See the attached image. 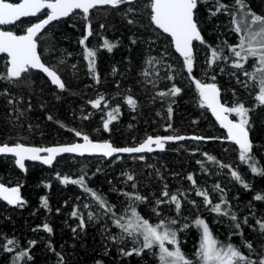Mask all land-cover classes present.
<instances>
[{
	"label": "trees",
	"instance_id": "1",
	"mask_svg": "<svg viewBox=\"0 0 264 264\" xmlns=\"http://www.w3.org/2000/svg\"><path fill=\"white\" fill-rule=\"evenodd\" d=\"M219 2L226 6L219 12L216 11L217 0H198L194 10L205 54L200 55V42L196 41L193 44L191 73L184 67L183 57L173 50L169 38L151 24L150 8L145 4L147 0L93 9L89 12L88 21L84 19V14L75 12L51 25L35 39L43 63L53 60L59 54L57 49L67 45L68 66L77 56L81 67L73 75L68 73V81L63 80L64 89L51 86L40 73L32 70L11 82L0 78V143L3 141L12 145L15 142L12 138L19 135L23 136L21 141L29 145L73 143L77 142L75 131L81 126L88 128L92 123L98 124L105 132L101 134L103 137L93 138L107 141L114 147H133L140 144L142 138L151 136L201 137L198 142L166 144L160 153L111 159H153L144 169H131V172L137 177L139 192L152 200L153 212L158 216L165 215L166 220L181 222V226L177 225L173 231L180 236L183 234L179 249L187 260L196 261V250L200 246L201 234L191 223L192 218L197 217L208 225L220 248L232 245L252 264H258L264 258V233L257 223L264 222V200L257 201L255 196H264V174L253 173L249 165L254 161L264 172V105L249 111L247 128L253 146L250 152L252 160L241 162L239 148L228 139L207 107L200 106L194 81L215 84L219 96L220 91L230 87L223 72L213 67V63L236 57L231 49L237 51L240 35L235 31L234 24L226 20L220 22L219 19L235 16L237 21H241L245 12L264 17V0H244L245 9H239L235 0ZM213 12L216 14L213 15ZM44 15V12L40 13L37 19ZM26 23L27 20H22L10 30L20 33V27ZM89 30L91 35L87 36L82 46L80 40ZM103 39L116 45L111 52L103 46ZM100 40L103 41L101 45ZM85 46L96 52L93 71L89 70V61L84 58ZM213 50L219 54V59L213 60ZM65 60V57L61 59L64 63ZM155 62H171L176 68L170 70L162 65L164 68L159 69L154 67ZM4 66L6 59L0 57V77L6 75ZM144 69H147V74ZM173 87L180 89L178 94H170ZM98 93L103 99L99 107L93 108L92 102L101 98L96 97ZM128 98L135 100L134 108L126 103ZM78 109L82 110L80 117L76 115ZM89 109L103 110L102 119L95 116L93 120L89 119L86 114ZM10 111L17 117L15 123L23 127L22 130L6 122ZM109 112L115 119L105 130L104 123L109 119ZM39 131L41 137H38ZM96 159L105 163L111 160L64 156L58 157L50 168L26 163L25 171L20 172L11 159L0 158V176L9 172L18 175L16 182L20 185V196L24 202L15 208L0 202V264H153L147 253L124 255L127 248L121 244H114L105 251L97 240L98 231L92 223L80 230L83 209L81 205L75 207L79 194L99 205L91 195L96 193L115 213L112 215L114 220L121 210L117 195L120 185L115 178L119 169L111 167L104 171L92 167L78 175L80 162L93 164ZM52 171L54 173L51 174ZM232 171L237 172L240 181L232 177ZM190 175L191 181L188 179ZM64 177L71 180L83 177L84 187L61 183ZM85 188L90 191H85ZM176 189L185 192L186 197L194 198L196 206L193 210L185 209L180 196L182 193L173 194ZM197 191L207 193L211 204L206 205L203 196L196 195ZM164 192L168 196L163 195ZM172 195L177 196L179 210L175 203L170 202ZM44 201L47 207L43 206ZM216 204H220L222 213L226 214L212 211ZM74 210L76 216L72 215ZM138 211L144 215L143 206H139ZM175 213L178 217H174ZM214 215L222 217L215 219ZM233 215L235 221L231 219ZM126 217L124 215L120 221L122 224L126 222ZM45 224L52 229L51 232L44 230ZM165 226L172 229L168 224ZM9 239L15 244L9 246L11 251H5L4 245ZM21 252L27 255L16 260ZM192 253L196 256L192 257Z\"/></svg>",
	"mask_w": 264,
	"mask_h": 264
},
{
	"label": "snow or ice",
	"instance_id": "2",
	"mask_svg": "<svg viewBox=\"0 0 264 264\" xmlns=\"http://www.w3.org/2000/svg\"><path fill=\"white\" fill-rule=\"evenodd\" d=\"M133 0H20L19 3H8L5 0H0V25L11 24L15 21L20 20L22 17L36 16L41 10L47 9L46 18L27 28L26 35H14L10 31H0V53H6L9 57L8 67L6 75L0 78L6 79L9 82L14 80H19L23 73H27L30 69H38L45 73L51 80V82L60 89H64V84L62 83L60 77L57 73L50 68L46 67L42 62L40 56L37 55V43L35 37L37 34L51 21L60 19L62 17H67L75 10H80L84 14V19L88 18L91 9L96 8L100 5H110L112 7H117L122 3L131 4ZM198 0H150L148 7L150 8V22L155 28L161 30L163 33L171 37L172 44L175 47V51L183 57L184 67L189 73L192 71L193 67V41H199L204 43L201 33L198 30L197 23L194 19V10L197 9ZM217 9L219 12L225 9V5L217 0ZM235 5L239 9H245L247 5L244 0H235ZM213 15L216 13L213 12ZM248 21H241L245 25L243 35H240L239 45L240 51H236L234 48L231 49L238 60H246L248 57H255L258 59L260 68L258 71L261 73V88L259 95L255 96L256 101L260 105H264V17L256 15L251 12L243 13ZM233 24H237L236 17L233 16ZM129 23H132L129 20ZM103 27V26H102ZM235 31L239 34L241 28L237 26ZM88 35H91L90 30ZM87 35L80 40L82 46L85 45V40ZM109 52L116 46L109 41L105 40L103 45ZM242 53L244 55L242 56ZM96 52L84 47V58L89 61V70H94ZM213 60L219 59V54L213 50L212 52ZM151 63V61H149ZM211 63V62H210ZM236 68H242L243 65L239 62L232 65ZM147 74V73H146ZM251 75V74H248ZM171 78V77H169ZM196 89L200 97V106L207 107L212 111L216 120L220 123V126L227 130V137L230 141L236 144L239 148V159L241 162L248 163L252 160L250 152L252 150V144L249 140V131L247 125L249 124L248 112L243 104H239L233 107H225L219 102L218 96L219 91L215 84H203L198 81H194ZM180 89L173 87L170 90L171 95L178 94ZM163 96L166 93H159ZM103 97L92 102V107L97 108L100 106ZM11 102V101H10ZM126 103L130 107H135V100L128 98ZM113 111H118L114 109ZM228 114L235 115L238 119L236 122L229 119ZM109 119L104 123L105 130L108 129L109 123L115 119L112 112L108 113ZM51 119V117H49ZM79 136L80 133H77ZM185 137H148L143 143L137 147H124L117 148L110 143H93L89 140L87 136H83V144H74L68 147H56V148H36V147H25L20 143H17L13 147L8 145L0 146V154H11L15 157V164L24 169L25 160H39L45 165H51L55 156L60 153H96L101 154L105 157H111L115 153H142L153 151L152 145L156 148L163 149L164 141L168 140H183ZM191 139L199 140L201 137H191ZM46 152L48 155L46 157H41L40 153ZM209 160L213 159L208 157ZM251 171L256 174H264L256 166L253 161L250 165ZM221 167H225L221 165ZM232 177L240 181L241 177L237 172L232 171ZM132 176H128V180H132ZM191 181L192 176H188ZM61 183H72L79 184L84 187V180L81 177L79 180H71L64 177ZM246 188L248 185H244ZM217 187H219L217 185ZM85 191H90L85 188ZM91 195L97 200L100 207L106 212L109 211V206L101 197L97 196L96 193L92 192ZM163 195L168 196L167 192ZM196 195L203 196L205 204H211L208 198V194L205 192L197 191ZM135 200L140 201L142 198L140 196H135ZM255 199L257 201L264 200V196L256 195ZM0 200L6 201L9 205H22L24 202L21 200L19 188L18 187H4L0 185ZM171 203H175L177 210L180 208V203L177 196L172 195L170 198ZM157 203H160L159 201ZM43 206L47 207V202H43ZM87 207V205H86ZM155 211V209H154ZM212 211L218 214L222 213L220 204H216L212 207ZM76 216L77 213L74 210L72 213ZM131 217L126 223H121L120 221L124 217L116 219L115 224L121 229V232L127 236H131L136 240L138 237H142L143 244L140 249L134 250L137 255L140 254L143 249H151L154 245L159 247V260L160 264H192L191 261L187 260L182 254L179 248L174 251H169L165 247V242L168 244H176V232L175 231H158L160 228H164V224H159L155 227L151 226L147 220L141 219L137 216L135 209L131 212ZM88 218L93 219V214L90 212ZM232 220H236L235 215L231 216ZM169 223H176L175 220L169 221ZM196 226L203 230L202 242L200 245V250L196 253L201 264H252L251 261L247 260L244 255H242L237 249L232 245H228L226 248H218L217 241H215L210 232L208 225L202 219L196 220ZM259 224L260 231L264 233V222H257ZM44 230L51 232L52 229L45 224ZM80 227H84V222L81 220ZM239 227V225H237ZM75 232L76 229H73ZM14 240H7L4 245L5 251H11L10 245H14ZM251 248V245H247ZM124 255H132V252L123 253ZM26 252H21L16 260L21 257L26 256ZM258 264H264V258H261Z\"/></svg>",
	"mask_w": 264,
	"mask_h": 264
},
{
	"label": "rangeland",
	"instance_id": "3",
	"mask_svg": "<svg viewBox=\"0 0 264 264\" xmlns=\"http://www.w3.org/2000/svg\"><path fill=\"white\" fill-rule=\"evenodd\" d=\"M145 4H149V1H147V3H145ZM93 13H95V12H93ZM93 13H91L90 15H92ZM88 17H90V16H88ZM232 20H233V17H231V16L230 17L224 16V17H221L219 19L220 22L225 21V22L230 23V24H233ZM241 21H248V18L243 16ZM241 21H237V24L234 25V28H236L237 26H239L241 28V32L239 33V35L245 34L244 33L245 25L243 23H240ZM248 22H250V21H248ZM218 23H215V25H218ZM27 26H28V24L21 26L20 27L21 31H24V29ZM86 35L88 36V32L86 33ZM103 40L105 41L106 39H103ZM99 42H100L99 44L101 45V43L103 41L100 40ZM142 44H143V42H142ZM238 45H239V43H238ZM198 47H200V53H201L200 55L203 56L205 54V50L203 49L202 44L200 43ZM237 48H238L237 51H240V48L238 46H237ZM57 51L59 52V54L55 55L54 59L51 60L50 62L45 61V63L60 75L62 81L63 80L68 81V73L73 75L79 69V67H81V61H79L78 57L76 56V59L72 63H70V65L68 66V46L66 45L65 48L60 47V49H57ZM63 54H66V56ZM243 55H244V53H242V56ZM64 57L66 58L65 63L61 61V59ZM233 57L234 56H232L229 59L226 58L223 60H218L216 63H213V67H215V68L217 67L219 69V71L223 72L224 77L228 80V84H229L228 86H230L229 88H224L223 91H220L221 92L220 93L221 103L226 107H233V106H237L239 104H243L247 109H249V111H254L256 106L260 105L259 102L256 101V99H255V96L259 95L260 88L262 86L261 82H260L261 81V73L258 71V69L260 68V64L258 62V59L255 57H248L246 60H244V59L238 60L237 57H235V58H233ZM237 62L242 64L243 67L242 68H236V67L232 66L234 63H237ZM162 65H166V67L168 66L170 70H174L176 68V65L174 63H171V62H155L154 63V67L155 66L158 68L161 67V69L164 68V66H162ZM82 66H83V64H82ZM85 68L86 69L88 68L86 66V64H85ZM208 68H209V66H208ZM3 69H4V73L6 74V66H4ZM68 70H69V72H68ZM144 70H145V74H146L147 69H144ZM148 74L150 75L149 72H148ZM248 74H251V75H248ZM64 77H65V79H64ZM153 79L151 81H154ZM223 92L225 95L223 94ZM100 96L102 97L101 93H98L96 95V97H100ZM8 103L9 102H7V104ZM78 110L79 111H77L76 115L78 114L77 117H80L79 112L82 110L81 109H78ZM103 113H104L103 110L95 111L94 109H89V111L86 112L87 116L89 115V119H91V120H93V116H95L97 118L99 117V119H102L100 116L103 115ZM94 114H97V115H94ZM229 116L235 122L238 119L233 114H229ZM248 118H249V112H248ZM16 119H17V117L15 118L14 114L11 111L6 116V122L8 121L9 124L14 125V127L16 129L23 128V127H21L15 123L17 121ZM103 130L101 129V127L98 124L95 125L92 123L91 126H89L88 128L81 126L79 129H77L75 131V134L77 137V141L83 140V136H87L89 138V140H92V141H99V140H97V138H93V136L103 137V136H101L102 132L105 133ZM27 132L30 133V130L27 129ZM18 133L21 134L20 131ZM31 133H33V132H31ZM38 133H39L38 137H41L40 131ZM77 133H80V135L78 136ZM22 138H23V136L19 135V137H13L12 139L15 140L14 144L20 143L23 145H29V144L25 143L24 141H21ZM144 139H145V137L142 138L139 141V143L142 142ZM4 143L5 142L2 141L0 143V145L1 144L3 145ZM30 146L46 147L48 145H46L44 143H40L38 145H30ZM173 149H177V148H173ZM9 159H11L12 164L14 165V158L9 157ZM152 160L153 159L149 158V157L148 158H140V160H138V161L136 159H132V158L131 159L128 158L126 160L121 159V158H117V159H111V160H109V162L105 163L102 159H96V161L93 162V164L87 163L86 161H82L79 164V169H78L79 174L78 175H80V173L83 170H86L87 168L95 167L94 169H101V170L106 171L107 168L116 167V169H119V171L115 175V178H116L117 183L120 185V191H119V194H117V195H118L119 200L121 202V205H120L121 210H119V213L116 214L115 220L119 219L120 217H124V215L127 216L125 218L126 222L129 219H133L131 217V212L133 209H135L137 216H139L143 220H147L151 226L155 227L159 224H164V226H165L166 224H168L172 228V229H169L165 226L164 228L158 229V231H165V230L173 231L174 228L177 227V225L181 226V222H179L178 220H175L176 223L172 224V223H169V221H171L170 219H167V220L164 219L166 217L165 215L158 216L157 214H155V212H153L154 207L152 205V200L150 199V197L148 195H147V197L142 196V194L139 192V183H138L137 177L134 173L131 172L132 171L131 169H135V170L141 169V168L144 169V167L146 165L153 162ZM24 165L26 166V163ZM25 166H24V169L20 168V172L25 171ZM52 173H54V172L52 171L51 174ZM128 176H132L133 179L127 181ZM17 178H18V175H16L13 172H9L6 175L0 176V182L6 186H9V187L10 186H19L20 187V185L16 182ZM129 181H131V184ZM209 189H211V188H209ZM140 190H142V187L140 188ZM179 193H182V195H180V196L182 197V200H181L182 203L183 204L185 203V206H186L185 209L193 210V208L196 206V202L194 201V198L190 197V196H189L190 198L186 197L185 192H181V191H179V189L178 190L176 189L173 192V194H179ZM137 195L142 198L140 201H137L134 199V197ZM191 198L193 199V201L191 200ZM75 200L77 201V204L75 207L79 208L80 205L82 206L83 210H82L81 214L83 217L84 227L90 225V223H92L94 225L95 229L98 231L97 240L102 244V247L105 251H108V249L110 247H114V244L124 245L127 248L126 251L132 252V253H136L134 250L140 249L142 247V244H143L142 237H138L136 240H134L133 237L127 236L126 234L121 232V229L114 222L115 220L113 219L112 215H115V213L112 212L111 209L106 212L104 209H102L100 207V205L95 204L94 202L85 198L83 196V194L77 195ZM86 205H87V207H86ZM139 206L144 207V215L140 214V212L138 211ZM90 212L93 214V219H91V220L88 218ZM108 212L110 213V215L108 214ZM174 217H178V213H175ZM213 217L215 219H217L216 217L221 218L222 216L214 215ZM196 220H197V217L192 218V220H191V223L194 226H196V223H195ZM83 228L80 227V230L82 231ZM196 228L198 229L199 233L201 234L200 235V245H201L203 230L197 226H196ZM209 232H210V230H209ZM210 234H211V232H210ZM182 235L180 236L179 234H176V244L172 245V244H168L167 242H165V247L169 251H174L176 248H179V241L181 240ZM211 236L215 240V238L212 234H211ZM217 247L220 248L218 245H217ZM115 249H116V247H115ZM199 250H200V246H198L196 251L198 252ZM142 253L149 254V257H150V259H152L153 264H160V260H159L160 252H159L158 246L154 245L153 248H151V249H143V251H141L138 256H140ZM195 256L196 255L194 253H192V257H195ZM191 262H192V264H201L198 257L196 258V261H191Z\"/></svg>",
	"mask_w": 264,
	"mask_h": 264
},
{
	"label": "water",
	"instance_id": "4",
	"mask_svg": "<svg viewBox=\"0 0 264 264\" xmlns=\"http://www.w3.org/2000/svg\"><path fill=\"white\" fill-rule=\"evenodd\" d=\"M16 1H18V3L20 2V0H16ZM135 1H137V0H133V2H135ZM147 1H149V3H150V0H147ZM5 2H6V0H5ZM106 7H112V6H110V5H100V6H97L96 8H94V9H98V8H106ZM43 10H46V11H48L47 9H43ZM43 10H41V11H43ZM91 10H93V9H91ZM90 10V11H91ZM75 12H80V13H82L80 10H75L73 13H75ZM73 13H71L69 16H67V17H62V18H60V19H57V20H54V21H51L48 25H46L38 34H37V36L40 34V33H42L46 28H48L50 25H52V24H54V23H56V22H58V21H60V20H63V19H66V18H69ZM38 14V13H37ZM83 14V13H82ZM32 17H35V16H29V17H22L21 19H24V18H32ZM46 18V16L44 17V18H42L41 20H39V21H37V22H35L34 24H36V23H39L40 21H42L43 19H45ZM20 19V20H21ZM194 19H195V14H194ZM19 21V20H18ZM15 22H17V21H15ZM15 22H13V23H11V24H6V26H10V25H13ZM33 24V25H34ZM3 26H5V25H0V31H4V30H2V27ZM32 26V25H31ZM30 26V27H31ZM154 26V25H153ZM155 27V26H154ZM157 29V28H156ZM157 30H159V29H157ZM199 30V29H198ZM162 34H164L165 36H167L168 38H169V40H170V43H171V45H172V48H173V50L175 51V47H174V45L172 44V41H171V37L170 36H168L167 34H165V33H163L161 30H159ZM200 31V30H199ZM27 34V29L25 30V32L23 33V34H18V35H26ZM14 35H17V34H14ZM36 36V37H37ZM36 37H35V39H36ZM196 41H193V44L195 43ZM176 52V51H175ZM176 54L178 55V56H180L179 55V53H177L176 52ZM37 55L38 56H40L39 55V52H38V47H37ZM0 57H6V59H7V67L9 66L8 65V60H9V57L7 56V54L6 53H0ZM181 57V56H180ZM41 62L43 63V61L41 60ZM44 64V63H43ZM46 67H48V68H50L49 66H47L46 64H44ZM51 69V68H50ZM30 70H32V71H35V72H38V73H40L48 82H49V84L51 85V86H53V87H56L57 89H59L56 85H54L52 82H51V80H50V78L45 74V73H43L42 71H40V70H38V69H30ZM51 70H53V69H51ZM54 71V70H53ZM24 74V73H23ZM22 74V75H23ZM58 75V74H57ZM59 76V75H58ZM60 77V76H59ZM60 79H61V77H60ZM61 81H62V79H61ZM62 83H63V81H62ZM218 99H219V102L221 103V101H220V96H218ZM221 105H223L222 103H221ZM224 106V105H223ZM226 107V106H225ZM208 109V108H207ZM208 111H209V113H210V115L213 117V119L216 121V123L219 125V127L222 129V131L223 132H225L226 134H227V130L226 129H224V128H222L221 126H220V123L216 120V118H215V116L212 114V111L210 110V109H208ZM229 119L230 120H232L230 117H229ZM234 121V120H233ZM235 122V121H234ZM169 136H172V137H178V136H183V137H185V139H183V140H171V141H168V140H165L164 141V147H163V149L161 150V149H159V148H156V146L155 145H152V148H153V151H151V152H142V153H123V152H121V153H115L113 156H111V157H105V156H103V155H101V154H96V153H92V154H89V153H85V154H83V155H81V154H78V153H60V154H58V155H56L55 156V158H54V160L52 161V163H51V165H45V164H43V163H41L39 160H37V161H33V160H25L24 161V164L25 163H31V164H38V165H40V166H42V167H45V168H50L54 163H55V161H56V159L58 158V157H64V156H73V157H78V158H105V159H111V158H113V157H117V156H140V155H148V154H152V153H160V152H163L164 151V148H165V145L166 144H178V143H180V142H183V141H200L201 139H199V140H194V139H191V137H197V136H194V135H176V136H173V135H166V136H151V137H153V138H156V137H161V138H164V137H169ZM145 140H147V138L145 139ZM145 140H143L141 143H143ZM91 142H93V143H109V142H107V141H92V140H90ZM83 144L84 143V141L83 140H81V141H77V142H73V143H65V144H57V145H50V146H46V147H36V146H30V145H23V144H21V145H23V146H25V147H36V148H56V147H68V146H72V145H74V144ZM140 143V144H141ZM140 144H138V145H136V146H133V147H137V146H139ZM4 145H8V144H1L0 146H4ZM237 148H238V146L236 145V144H234ZM9 147H13V146H15V145H8ZM117 148H124V147H117ZM40 155H41V157H46L47 155H48V153H46V152H42V153H40ZM7 157H11V158H14V163H15V157H13L11 154H0V158H7ZM16 165V164H15ZM17 166V165H16ZM18 167V166H17ZM0 185H3L4 187H8V188H12V187H18L19 188V193H20V187L19 186H6V185H4V184H2L1 182H0ZM21 197V196H20ZM0 202L1 203H3L4 205H6L7 207H9V208H15L17 205H9L6 201H4V200H0Z\"/></svg>",
	"mask_w": 264,
	"mask_h": 264
},
{
	"label": "flooded vegetation",
	"instance_id": "5",
	"mask_svg": "<svg viewBox=\"0 0 264 264\" xmlns=\"http://www.w3.org/2000/svg\"><path fill=\"white\" fill-rule=\"evenodd\" d=\"M6 2H8V3H18V1H16V0H6ZM42 12H44L45 13V15L44 16H42L41 18H38L37 19V17H38V15L40 14V13H42ZM40 13H38L35 17H32V18H24V19H21V20H19V21H17V22H15L13 25H10V26H3L2 27V30H4V31H10V32H12L13 34H23L24 32H25V30L28 28V27H30L31 25H33L35 22H37V21H39V20H41L42 18H44L45 16H46V13H47V11L46 10H43V11H41ZM22 20H27V23L26 24H28V26L24 29V31H22V32H20V33H15L14 31H12V30H10L12 27H14V26H16L17 24H19V22H21ZM31 23V24H30ZM55 24V23H54ZM25 25V24H24ZM53 25V24H52ZM51 26V25H50ZM49 26V27H50ZM47 29V28H46ZM45 29V30H46ZM44 30V31H45ZM5 59H6V57H4ZM6 71H7V59H6ZM8 145H10V144H8ZM12 145H16V144H12Z\"/></svg>",
	"mask_w": 264,
	"mask_h": 264
},
{
	"label": "bare ground",
	"instance_id": "6",
	"mask_svg": "<svg viewBox=\"0 0 264 264\" xmlns=\"http://www.w3.org/2000/svg\"><path fill=\"white\" fill-rule=\"evenodd\" d=\"M111 42H112V41H111ZM257 80H258V79H257ZM257 80H256V81H257ZM257 85H258V84H257ZM7 158H9V157H7Z\"/></svg>",
	"mask_w": 264,
	"mask_h": 264
}]
</instances>
